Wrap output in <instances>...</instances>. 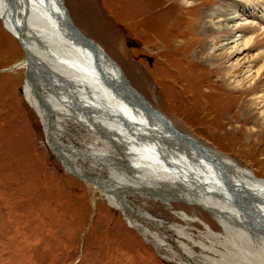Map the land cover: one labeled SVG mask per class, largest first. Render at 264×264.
Wrapping results in <instances>:
<instances>
[{
  "label": "rangeland",
  "instance_id": "obj_1",
  "mask_svg": "<svg viewBox=\"0 0 264 264\" xmlns=\"http://www.w3.org/2000/svg\"><path fill=\"white\" fill-rule=\"evenodd\" d=\"M228 1L187 0L186 5L181 0H64V4L78 29L115 61L129 84L177 131L264 180V125L256 126L255 116L244 109L249 83L230 88L218 67L193 56L205 42L203 11ZM254 14L250 10L244 20L264 28V21L259 23ZM220 43L215 39L214 44ZM248 55L252 59L245 66L254 65L256 79V69L264 64V42L250 47ZM34 56L45 65L43 55ZM24 61L21 44L0 20V264H208L198 260L212 254L198 245L209 244L205 225L225 234L210 212L182 198L159 200L135 190L124 192L126 199L147 219L131 212L128 218L96 185L63 167L24 95ZM15 65L19 66L5 71ZM67 115H59L67 130L58 133L59 138L66 145L103 148L110 159L89 160L81 154L82 145L79 155H70L77 170L83 166L112 187L124 181L125 171L114 163H126L121 148L127 150L109 137L104 141V136L94 135L88 120L87 125L82 122L87 118ZM253 128H259L256 134H251ZM177 212L200 221H184ZM176 225L185 227L190 238L179 235ZM249 234L258 246L260 229ZM231 239L226 245L237 255L228 254L232 259L224 264H248L244 258L235 259L248 243L233 235ZM223 243L215 241V248L225 252ZM181 244L192 249L194 262L183 256Z\"/></svg>",
  "mask_w": 264,
  "mask_h": 264
},
{
  "label": "bare ground",
  "instance_id": "obj_2",
  "mask_svg": "<svg viewBox=\"0 0 264 264\" xmlns=\"http://www.w3.org/2000/svg\"><path fill=\"white\" fill-rule=\"evenodd\" d=\"M47 1L48 0L30 1L31 13L29 28L23 30L22 44L24 47L22 48H26L30 55H43L45 65L39 66L44 69L47 75H53L61 81L54 84L49 83L45 89H40L43 94L45 93L44 95H47L46 98H49L46 100L43 97L46 106L50 107L48 112H54V116L52 115L53 119L55 116L56 119L58 118V120L54 121V129L50 124L47 125L49 116L36 101L33 88L28 81H26L24 85V95L29 104L38 113L44 130L47 131V129L50 128L48 136L49 144L53 146L57 155L68 167H72V165H74L73 163L76 164V161L71 160L70 155H72V152H74L73 154L75 155H79L80 146L83 145L82 147H84V149H81L87 152V156L85 152L81 154L87 159L95 162L105 157L109 159L106 155V150L103 148H98L95 145L88 147L85 144H80V146L77 147L72 144V142H70V145H66V143L59 138L58 133L60 134L63 131L66 133L67 131L64 129L61 117L58 116L60 114L59 112H66L69 116L87 118L85 121H82L83 124L87 125L86 121L88 120L90 124V126L89 124L88 126L94 129V135L98 138L104 136V141L109 137L117 145L125 148L127 152H129V157L132 158L131 163L132 165L134 164L133 167L138 169L135 171L136 175L128 172L122 173L124 182L121 181V187L119 183H117L116 190H107L109 187H112L107 184L103 186L106 188L105 191L103 190V195L106 199L120 208L128 218H130L128 215L130 212L137 216L141 215L143 218L145 217V219H147V214L140 213L134 210L132 208L133 206H129L124 192L143 188L153 191L154 193L142 194L151 195L159 200L163 199L169 201L171 197V199L182 198L185 202L210 212L217 219L225 233L223 234L225 236L219 235L205 225L204 237L209 244L206 245L205 243H200V241L198 245L201 246L202 250L209 251L212 254L198 256L200 262L224 264L227 260L232 259L228 254L236 256L235 248L226 245L228 241H233L232 239L229 240L231 235H233L235 238L248 243L244 253L242 255L238 254V257H235L236 260L244 258L248 264H264V224H262L264 221V202L261 200H264V180L257 179L250 170L239 167L231 159L219 155L217 152L186 137L177 131L163 114L155 109L152 108L154 114H150L148 110H144L142 104L146 103L149 106L150 104L141 98V100L138 101L136 96L130 95L131 90L129 89L132 88V86L129 84V81L125 80V75L115 62V65L109 64L111 77L109 76V79H107L108 83L91 75L86 68V64L81 59L80 54L72 48V44L62 43L61 34L59 30H57L55 23L51 21L48 6L46 5L47 8L43 6L44 2L46 4L49 2L51 6H54V0ZM181 2L184 4L188 3L187 0H181ZM250 10L252 13H255L254 15H259V17L256 18L259 23L264 21V0H229L226 3L222 2L220 5L211 6L209 9L203 11L201 26L202 31L205 33V42L195 50L193 56L199 61L218 67L220 69L219 71H221L220 76L223 79V83H226L230 88L235 86L241 87L244 83H249L245 88V90L248 91L249 100L246 104L244 103V109L248 110L249 114L255 116V120L257 121L256 126H261L264 125V82H261L262 78L264 81V64L256 69V79H254L253 76L254 65L245 66V64L252 59L251 56L248 55L249 48L257 43L264 42V28L256 27L257 25L255 26L244 20L248 16ZM0 20L4 28L14 37H16L17 31H22V25L19 20L16 17L13 19L10 16V13H8L5 8L3 0H0ZM248 33H251V35H248ZM219 38L221 39V43L219 45L214 44L215 39ZM217 51H219L217 55L220 57L223 56L222 58L218 57L215 59L213 57ZM231 60H233L231 63L226 64V62H230ZM243 66L245 69L241 68ZM231 75L233 77L236 76V79H230L229 76ZM261 76L263 77L261 78ZM251 79H254L253 82H250ZM115 83H122L126 92L123 91L122 86H116ZM55 84L57 87H55ZM128 87L130 88L128 89ZM56 90H59L60 92H58L60 94H57V97H53L52 95ZM63 91H68L69 95H67L66 92L63 93ZM59 96L61 98H59ZM89 100L103 110L102 113H100L101 115L92 113V115L96 114V116H86L82 114L78 108H75L77 104L79 105ZM119 118L124 120L126 118L141 126L140 134L142 135H149L157 132L160 139L171 140L172 148L171 150L168 149L169 154L172 156L170 160L178 164L180 170H182L184 174L186 173L187 177H195L202 181H208L206 184L208 188H211V186L215 187V185L221 186L218 184V181H220V173L218 174V171L223 170L226 175H229L231 179L238 182L240 189L233 191V193L237 194V197L240 198L241 196L256 201L257 209L261 214L260 223H251L244 218L242 212L232 201L224 198L212 197L211 195H196L192 193L185 182L169 180V175L166 174L165 170H161L160 166H158L155 161L146 159V150H142L141 146L134 141H139L137 135H129L127 137L128 139H133V146L131 148L125 145L123 138L126 129L122 122L118 121ZM63 120L66 121V119ZM56 126H60V129L56 128ZM258 129L259 128H253L251 134H256ZM102 130L106 131L107 135L105 132L102 133ZM127 132L128 131H126V134ZM136 132L139 134L138 131ZM148 152L151 155L156 154L153 149H149ZM81 169L84 174H88V172L83 169V166H81ZM178 184L184 187H180ZM130 187H132V190L129 189ZM119 189H121V192L118 191ZM177 214H179L180 218L184 221H200L196 217L188 216L185 212H177ZM134 220L135 224L140 226L138 221L136 219ZM151 221H153L157 227L161 228L159 223L153 219H151ZM176 226V232L179 235L190 238L187 235L185 227L182 225ZM258 228L260 229L261 235L259 234V238H255L258 242V244H256L258 246L255 247L252 236L249 233L253 234ZM144 230L145 232L147 231L146 228H144ZM220 239L224 240L223 246L226 248L225 252L215 248L214 242H220ZM181 245H183V256L187 261L194 262L192 257H190L194 255L192 249L184 244ZM231 252H234L233 255ZM215 256H218V258ZM228 257H230V259H228Z\"/></svg>",
  "mask_w": 264,
  "mask_h": 264
},
{
  "label": "water",
  "instance_id": "obj_3",
  "mask_svg": "<svg viewBox=\"0 0 264 264\" xmlns=\"http://www.w3.org/2000/svg\"><path fill=\"white\" fill-rule=\"evenodd\" d=\"M30 1L31 0H3V3L5 5V8L8 13H10V16L15 19V17L19 20L20 24L22 25L21 27V32L16 33V37L19 40L20 44L22 47L23 42H22V33L23 30L26 28H29V19H30ZM33 2L35 0H32ZM46 1V0H45ZM50 1V0H48ZM47 1V2H48ZM48 6V12L51 17V21L55 23L57 30H59V33L61 34V40L62 43L66 44H72V48L75 49L76 52H78L81 56V59L83 62L86 64V68L88 69L89 73L91 75H94L98 77L99 80L102 81H107L109 79L110 75V66L115 65V61L111 60L109 56L104 52V50L99 47L98 45L94 44L90 39H88L79 29L78 27L72 22L70 19L69 13L65 7L64 0H54V6H51L48 2L46 4L44 2L43 6L47 8ZM53 19V20H52ZM25 52V64H26V69H25V75H26V80L31 84L33 88V93L35 96L36 101L40 105V107L46 112V114L49 116L47 125H51L53 127L54 121L58 120V118L53 119L52 115L54 116V112L49 113L48 111L50 110V107L46 106V102L44 101V98L40 94V89L41 88H46L49 83H57L61 82L58 78L55 76H50L47 75L42 69L36 58L31 54L28 53L26 48L23 49ZM52 63V62H51ZM56 64V63H55ZM58 77V76H57ZM126 80V79H125ZM127 81V80H126ZM116 86H122V83L118 84L115 83ZM55 87L57 85L55 84ZM123 91L126 92L124 87L122 86ZM130 87H128L129 89ZM131 90V96H136L138 101L143 99L142 95L135 90L133 87L130 88ZM59 91V90H58ZM56 90V92L52 95L53 97H57V94H60ZM66 92L67 95H69L68 91H63V93ZM62 95V94H61ZM129 95V96H130ZM59 98H61L59 96ZM141 98V99H140ZM142 104V103H140ZM144 106V110H148L150 114H154V111L151 106L145 104H142ZM75 108H78L82 114L86 116L92 115V113H97L100 114L102 113V109L98 106L92 103L90 100L89 101H84L80 103L79 105L77 104ZM62 116V113H60ZM59 114V115H60ZM58 115V116H59ZM101 115V114H100ZM118 119V118H117ZM120 122L125 126V136L123 138V141L125 145L128 148H131L133 146L132 141L133 139H128L127 137L130 135L138 136V140H134L138 145L141 146L142 150H146L147 152V157L146 159H151L155 161V163L160 166L161 170H165L166 174L169 175V180H175L177 182H185L186 185L189 186L190 190L192 193L196 195H211L212 197H217V198H224L229 201H232L233 204L238 207V209L242 212V215L244 218H246L248 221L251 223H260V212L257 209L256 206V201L249 200L244 197H237V194L233 193V191H237L240 189L239 184L237 181L231 179L229 175H226V173L223 170H219L218 174L220 173V181H218V184L221 186L215 185V187L211 186V188H208L206 184L208 181H202L200 179H196L195 177L189 178L187 177L186 173L184 174L182 170L178 167V164L174 163L172 160H170V157L172 156L169 154L168 149L171 150L172 146V141L171 140H164L160 139L159 135L157 132H154L149 135H142L140 134V129L142 128L138 124L131 122L125 118L121 119L119 118ZM61 122V121H60ZM50 127V126H49ZM50 129V128H49ZM47 129L46 134L47 137L49 136L50 130ZM126 131L127 134H126ZM138 131L139 134L136 132ZM106 131L102 130V133ZM107 135V134H106ZM109 136V135H108ZM201 145V144H200ZM153 149L155 151V155H151L148 150ZM121 152L125 155L126 159L124 160L126 163H119V165L114 163V166L116 168H119L122 170V172H128L136 175V172L138 169H135L131 163L132 158L129 157V152L123 151L121 148ZM150 156V157H149ZM137 158V157H136ZM110 160V159H109ZM132 165V166H131ZM159 170V171H161ZM73 173L85 179L89 183L96 185L97 188L100 191H105L106 188H104L102 181H98V179L92 175L89 174H84V173H77L76 171L72 170ZM118 175L117 173H115ZM119 176V175H118ZM121 178V177H120ZM122 179V178H121ZM110 181V180H109ZM124 182V181H123ZM120 183V182H119ZM124 184V183H123ZM180 187H184L181 184H178ZM122 186V183H120V187ZM129 189L132 190V187ZM107 190H116V188H111L109 187ZM186 190V189H185ZM119 192L121 189L118 190ZM141 193H148V194H153V191L150 190H145V189H140L138 190ZM117 192V191H116ZM157 194H159L157 191H155ZM172 198V197H171ZM170 200H174L171 199ZM262 202H264L263 199H261ZM257 223V224H258ZM264 224V221L263 223Z\"/></svg>",
  "mask_w": 264,
  "mask_h": 264
}]
</instances>
